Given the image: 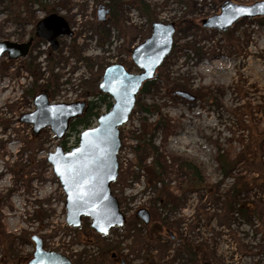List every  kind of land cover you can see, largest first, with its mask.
I'll use <instances>...</instances> for the list:
<instances>
[{
  "label": "rangeland",
  "instance_id": "1",
  "mask_svg": "<svg viewBox=\"0 0 264 264\" xmlns=\"http://www.w3.org/2000/svg\"><path fill=\"white\" fill-rule=\"evenodd\" d=\"M225 1L264 0H121L113 8L110 0H46L73 36L60 38L56 52L35 40L26 58H0V264L29 259L32 236L72 264H114L112 254L128 264H191L179 251L183 242L202 252L203 264H264V17L223 32L203 28L201 21L219 14ZM99 5L110 11L102 23ZM28 10L37 20L48 15L35 6ZM13 15L0 5V41L24 43L34 26ZM154 22L174 24L172 49L119 129V174L111 188L128 219L143 208L150 224L133 222L106 236L88 231L86 220L71 228L47 156L61 142L67 150L76 147L83 128L59 141L50 128L35 135L20 119L35 110L34 97L44 90L51 103H89L108 66L138 73L130 53ZM179 90L195 101L172 95ZM142 139L165 158L156 186L152 152L136 151ZM172 156L195 160L202 184L193 183Z\"/></svg>",
  "mask_w": 264,
  "mask_h": 264
},
{
  "label": "water",
  "instance_id": "2",
  "mask_svg": "<svg viewBox=\"0 0 264 264\" xmlns=\"http://www.w3.org/2000/svg\"><path fill=\"white\" fill-rule=\"evenodd\" d=\"M108 14L109 9L99 5L97 22H105ZM258 17H264V1L251 5L225 1L219 7V14L202 20L201 26L223 32L241 20ZM150 29V35L131 51V61L138 73H130L118 64L104 70L98 92L111 99L110 109L96 119L94 127L79 134L76 147L65 151L58 144L55 151L47 156V162L65 195V223L71 228L80 227L86 220L94 234L106 236L112 229L121 228L126 223L118 200L111 191V185L119 174V128L128 122L143 83L155 77L157 69L170 54L175 32L173 23L154 22ZM72 36L67 21L57 13L39 19L34 27V37L48 44L53 52L59 48V38ZM31 42L32 39L24 43L0 41V58L6 56L11 61L26 58ZM172 95L195 101V97L186 91H174ZM33 105L35 110L23 115L20 121L31 125L35 135L50 128L59 141L68 132L70 122L82 116L86 108L85 101L51 103L47 90L34 97ZM136 217L144 225L150 222L146 209L137 210ZM31 241L34 250L28 264H72L66 256L45 250L41 238L32 236Z\"/></svg>",
  "mask_w": 264,
  "mask_h": 264
},
{
  "label": "trees",
  "instance_id": "3",
  "mask_svg": "<svg viewBox=\"0 0 264 264\" xmlns=\"http://www.w3.org/2000/svg\"><path fill=\"white\" fill-rule=\"evenodd\" d=\"M46 0H0V5L5 4L8 9H10L11 13L14 14V18L16 21H20L22 24H31L35 25L38 21L36 19L35 12L29 11L31 7L35 6L37 8H41V10L45 11L46 14L55 13L54 9L47 8V4L45 3ZM121 0H110V4L112 8L114 6H117ZM22 13H26V19L22 21ZM151 21V19H149ZM36 79V77H35ZM154 79H151L147 82H144L139 94L145 93L147 91V87L151 85L154 82ZM36 83V82H35ZM34 87V86H33ZM138 94V95H139ZM91 96L96 98V101H92L88 103V106L86 108L85 113L74 119L70 122L68 131L74 132L78 128H83V130H86L87 128L91 127V123L93 119H97L101 115V108L105 107L106 110H109L111 107V100L107 95H102L99 92L93 91L91 92ZM138 98V96H137ZM137 104V102H136ZM62 147L65 151H68L65 146L64 142H61ZM137 153L142 152L141 154L144 155L147 152H152L151 157V163L149 165V169L152 173V178L154 179L153 184L156 186L158 183H162L161 175L167 168L164 161L165 158L163 155H158L157 149L153 148L151 144L149 145L148 142H146L145 139L139 140L138 147L136 148ZM174 163H178L180 165V168L185 169L187 171L189 178L193 179V183L200 185L202 184L204 180V172L201 169V166H199L195 160H193L190 157L187 156H172ZM219 163L222 165L221 167L224 169V163L225 161L221 160L220 157H217ZM141 164V163H140ZM142 167V164L140 165ZM114 184L111 185V188H113ZM112 191V190H111ZM162 193L159 194V198H161ZM88 231H92V229L89 227ZM96 235V234H94ZM97 236V235H96ZM180 252L184 254V256H187L189 263H196V264H203V255L202 252L195 249L192 245L181 243L180 245Z\"/></svg>",
  "mask_w": 264,
  "mask_h": 264
},
{
  "label": "flooded vegetation",
  "instance_id": "4",
  "mask_svg": "<svg viewBox=\"0 0 264 264\" xmlns=\"http://www.w3.org/2000/svg\"><path fill=\"white\" fill-rule=\"evenodd\" d=\"M110 12V11H109ZM51 14V13H50ZM46 16V15H45ZM66 20V19H65ZM37 23V22H36ZM68 23V22H67ZM69 25V24H68ZM34 27H35V25H34ZM70 27V26H69ZM70 29H71V27H70ZM72 30V29H71ZM29 39H32V42H31V46H32V44H33V42L35 41V40H39V39H37V38H35L34 37V30H33V33H32V36H30L29 37ZM28 39V40H29ZM60 39V38H59ZM58 39V40H59ZM27 40V41H28ZM39 41H42V40H39ZM59 44V43H58ZM48 45V44H47ZM31 46H30V49H31ZM52 51V50H51ZM56 52V51H55ZM130 58H131V53H130ZM118 65H120V64H118ZM122 66V65H121ZM125 68V67H124ZM126 69V68H125ZM127 70V69H126ZM128 71V70H127ZM129 72V71H128ZM87 106H88V103L86 102V108H87ZM86 108H85V110H84V113H85V111H86ZM83 113V114H84ZM118 200V199H117ZM118 203H119V208H120V211H121V213L124 215V217H125V220H126V223H125V225L123 226V227H125V226H130V223H138V224H142L143 225V227H147L149 224H150V222H149V224L148 225H144L137 217H136V212H135V214L133 215V218H132V220H130V219H128V217H127V214H126V210H125V208L123 207V203H122V201H120V200H118ZM150 214V213H149ZM150 220H151V216H150ZM123 227H121V228H123ZM114 229H119V228H114ZM166 233V235L168 236V238L172 241V240H176V237H175V235L172 233V232H170V231H166L165 232ZM112 260H113V262H114V264H121V261H123L124 262V264H128L127 263V261H126V259L124 258V257H122V256H120V255H118V254H112ZM31 258H32V256L29 258V259H27V260H25L24 261V263H21V261H18L16 264H28V262L31 260Z\"/></svg>",
  "mask_w": 264,
  "mask_h": 264
}]
</instances>
